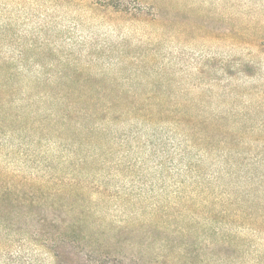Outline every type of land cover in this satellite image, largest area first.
Instances as JSON below:
<instances>
[{
    "label": "rangeland",
    "instance_id": "obj_1",
    "mask_svg": "<svg viewBox=\"0 0 264 264\" xmlns=\"http://www.w3.org/2000/svg\"><path fill=\"white\" fill-rule=\"evenodd\" d=\"M17 56L0 264H264V0H0Z\"/></svg>",
    "mask_w": 264,
    "mask_h": 264
},
{
    "label": "trees",
    "instance_id": "obj_2",
    "mask_svg": "<svg viewBox=\"0 0 264 264\" xmlns=\"http://www.w3.org/2000/svg\"><path fill=\"white\" fill-rule=\"evenodd\" d=\"M105 3V2H104ZM108 5H110L111 7H113L114 5L110 2H107ZM127 8V7H126ZM123 10L121 11H125L127 12V10L125 8H122ZM7 28V26H4L2 28V30H5ZM17 59H13L14 61L11 60H2V58H0V112L2 110L3 107L12 105L10 104V102L15 100V95L17 93V88L15 86H12L11 84L15 81L18 80L21 76V72H19V70H21L25 65L23 64V59L21 58V56H17ZM65 64H70L71 62V58H66L65 59ZM42 66V65H40ZM61 72H58V74H51V76H54V78H61L64 77L63 79L65 80V82H69V81H73L75 78L72 75H65V74H60ZM51 76L45 75L43 77H35L33 78L30 83L33 85V87H37L39 85H41V81H51ZM33 94V91H31L29 93V95L31 96ZM34 94H38L41 98L45 97V96H49L51 97L53 100L55 101H59V105L61 107H65V109H62V114L60 115L61 120H70V115L75 113L78 115L83 114L82 109H77L75 107H69V102H72V99L74 98L73 95H75L74 90L67 88L65 90V92L63 91L62 93L59 94H48L47 90H43V91H35ZM79 97L81 96V94H78ZM84 96H88V93L83 94ZM14 99V100H13ZM21 100H25V98H19V101ZM15 102V101H14ZM29 103V102H28ZM27 103V104H28ZM112 104V103H111ZM29 105L23 106L24 109H26ZM53 115V116H52ZM54 115H56V113L54 114H50L49 117L50 119L53 121L55 120ZM4 117H7L4 115ZM13 118H15L18 121H21V116H19V114H14ZM33 119V118H32ZM5 185V184H4ZM4 185H0V201H4L6 199H8V196L10 194V189L8 186H4ZM14 196L11 198L14 201L18 202V192L17 194H13ZM35 194L32 193L31 194V199L29 200V204H33V200L35 199ZM53 205V204H52ZM257 264H260V262H257Z\"/></svg>",
    "mask_w": 264,
    "mask_h": 264
}]
</instances>
